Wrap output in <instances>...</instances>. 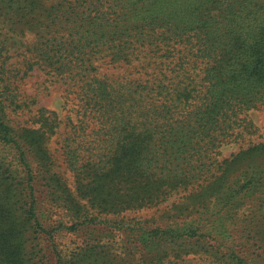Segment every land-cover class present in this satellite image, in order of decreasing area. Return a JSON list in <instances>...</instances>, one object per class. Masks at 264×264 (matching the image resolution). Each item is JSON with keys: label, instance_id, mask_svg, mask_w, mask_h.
Wrapping results in <instances>:
<instances>
[{"label": "trees", "instance_id": "1", "mask_svg": "<svg viewBox=\"0 0 264 264\" xmlns=\"http://www.w3.org/2000/svg\"><path fill=\"white\" fill-rule=\"evenodd\" d=\"M8 30L33 34L63 118L9 115L38 102L18 97ZM260 109L264 0H0V264H264Z\"/></svg>", "mask_w": 264, "mask_h": 264}, {"label": "rangeland", "instance_id": "2", "mask_svg": "<svg viewBox=\"0 0 264 264\" xmlns=\"http://www.w3.org/2000/svg\"><path fill=\"white\" fill-rule=\"evenodd\" d=\"M15 20V19H14ZM22 32L8 30L6 33L5 48L3 49V57H5V63L8 64L9 68H16V76L12 78L14 80L18 97L20 100H25V98H33L38 103L31 106L32 112L25 113V111L20 112V110H10L8 109L9 115L13 118L16 125L19 126H34L32 116L30 113H34L37 106H46L47 108L56 110L59 116H63L67 113V108L62 109L64 101V85L62 83L53 80L54 77L46 73L48 67L42 59H39L36 51L34 50V36L31 32L23 30ZM39 60L38 64L37 61ZM33 63L31 68H29L27 74L23 75L22 70L26 62ZM47 66V67H46ZM251 118L261 127L264 128V110H252L250 112ZM62 128H60L61 130ZM55 136L49 143L48 153H50L54 169L61 175L65 185L71 191H74V178L71 171L66 167L63 157L61 155L60 144L56 143ZM234 149V145H224L222 147L223 154L229 153ZM81 204H85V199H78ZM164 206L160 207H146L141 209L126 210L122 212L117 217L132 218V217H153L156 218L160 216L163 211ZM53 212L49 214L51 218L50 223H59V220L67 221L68 216L66 215L64 209L53 207ZM109 218H115V215H108ZM66 223V222H63ZM74 239V240H73ZM81 241V237L78 235L64 234L57 237V241L64 245V247H72L73 241Z\"/></svg>", "mask_w": 264, "mask_h": 264}]
</instances>
